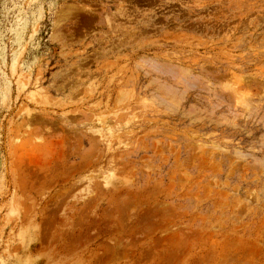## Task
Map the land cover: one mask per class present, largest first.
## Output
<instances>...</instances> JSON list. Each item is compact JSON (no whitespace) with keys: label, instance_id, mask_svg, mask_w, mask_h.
Listing matches in <instances>:
<instances>
[{"label":"rangeland","instance_id":"374dc122","mask_svg":"<svg viewBox=\"0 0 264 264\" xmlns=\"http://www.w3.org/2000/svg\"><path fill=\"white\" fill-rule=\"evenodd\" d=\"M0 264H264V0H0Z\"/></svg>","mask_w":264,"mask_h":264}]
</instances>
